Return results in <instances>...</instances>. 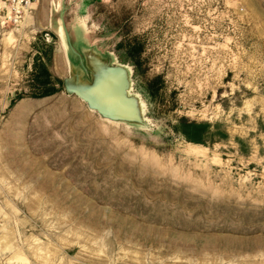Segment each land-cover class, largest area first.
I'll return each mask as SVG.
<instances>
[{
  "label": "rangeland",
  "instance_id": "1",
  "mask_svg": "<svg viewBox=\"0 0 264 264\" xmlns=\"http://www.w3.org/2000/svg\"><path fill=\"white\" fill-rule=\"evenodd\" d=\"M10 10L0 0V264H264V0ZM88 53L94 76L126 66L143 122L67 90L92 83ZM42 65L63 86L40 98Z\"/></svg>",
  "mask_w": 264,
  "mask_h": 264
},
{
  "label": "bare ground",
  "instance_id": "2",
  "mask_svg": "<svg viewBox=\"0 0 264 264\" xmlns=\"http://www.w3.org/2000/svg\"><path fill=\"white\" fill-rule=\"evenodd\" d=\"M60 23L62 25L59 27L58 30L59 35L61 37H63L64 35L65 36L64 39H67L68 30L62 21H60ZM90 55H95V54L93 53L87 54L89 64L93 70L92 83L89 82V84L87 83L85 84L83 82L84 85L82 86L81 85L71 86L68 82L69 78H67L66 79L67 90L70 93L77 94L80 99L86 101L88 103L89 108L93 110L94 109L98 110V112L106 120L114 121V122L118 120L143 122L144 121V115L142 116L143 106L141 107V103H140L141 101L137 99V97L139 99L140 97L139 96L136 97L129 93L130 80L126 66L122 64L111 65L105 69L98 70V74L94 76L95 69L93 65L97 66V64H94L92 63V61H90L91 58ZM75 73H79L80 78L82 79L80 72L77 71L72 72V74Z\"/></svg>",
  "mask_w": 264,
  "mask_h": 264
},
{
  "label": "trees",
  "instance_id": "3",
  "mask_svg": "<svg viewBox=\"0 0 264 264\" xmlns=\"http://www.w3.org/2000/svg\"><path fill=\"white\" fill-rule=\"evenodd\" d=\"M37 81V87L34 89L35 97H45L52 94H55L56 92L60 91L62 89V81L56 77H54L51 72L46 68L45 65L41 66V72L39 74H35L33 76V81ZM59 85V87H56V85Z\"/></svg>",
  "mask_w": 264,
  "mask_h": 264
},
{
  "label": "built area",
  "instance_id": "4",
  "mask_svg": "<svg viewBox=\"0 0 264 264\" xmlns=\"http://www.w3.org/2000/svg\"><path fill=\"white\" fill-rule=\"evenodd\" d=\"M4 4H9L11 6V10L12 8L15 10L16 13V17L17 14L22 13V11H24V5H30L31 0H1Z\"/></svg>",
  "mask_w": 264,
  "mask_h": 264
},
{
  "label": "water",
  "instance_id": "5",
  "mask_svg": "<svg viewBox=\"0 0 264 264\" xmlns=\"http://www.w3.org/2000/svg\"><path fill=\"white\" fill-rule=\"evenodd\" d=\"M65 84H67L66 82H65ZM98 111V110H97Z\"/></svg>",
  "mask_w": 264,
  "mask_h": 264
},
{
  "label": "crops",
  "instance_id": "6",
  "mask_svg": "<svg viewBox=\"0 0 264 264\" xmlns=\"http://www.w3.org/2000/svg\"><path fill=\"white\" fill-rule=\"evenodd\" d=\"M79 55V54H78ZM80 56V55H79Z\"/></svg>",
  "mask_w": 264,
  "mask_h": 264
}]
</instances>
